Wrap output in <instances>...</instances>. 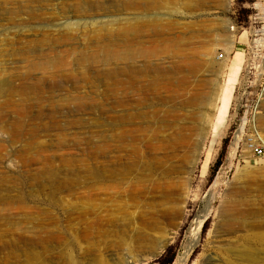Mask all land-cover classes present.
Instances as JSON below:
<instances>
[{"label":"rangeland","instance_id":"1","mask_svg":"<svg viewBox=\"0 0 264 264\" xmlns=\"http://www.w3.org/2000/svg\"><path fill=\"white\" fill-rule=\"evenodd\" d=\"M241 48L213 139L202 96ZM252 144L264 0H0V264H116L166 240L139 264H172L199 218L186 264H264Z\"/></svg>","mask_w":264,"mask_h":264},{"label":"bare ground","instance_id":"2","mask_svg":"<svg viewBox=\"0 0 264 264\" xmlns=\"http://www.w3.org/2000/svg\"><path fill=\"white\" fill-rule=\"evenodd\" d=\"M78 22H80V21H78ZM92 24H94V23H92ZM61 26H62L61 27L62 33H65V34L66 33H72L75 29V28L71 29V27L69 25L68 26L65 25V23ZM244 59H245L244 50L242 48L236 50L234 56L231 58V65H230L231 68L229 71L228 80L223 85H221L218 89L214 90L208 96H205V97L202 96V99L204 100V104H205L204 105V108H205L204 112H208V114H207L208 115V120H207L208 128L212 127L215 130V133L213 135V139H214V137H216V135L220 134L222 125L225 123L226 118L228 116V111H229L231 99H232L234 88H235L236 73H237L238 69L242 66ZM199 98H200V96L196 95V96L192 97L188 102L192 103L194 101H197ZM119 106H120V104H119ZM210 116H214L216 118V120L213 122V124L211 123L212 118ZM115 117L121 118L118 115H116ZM208 133H209V130L205 129V130H203L201 137H199L198 143L196 144V145L199 144V146H198L199 149L201 147L200 142L202 144V142L204 141V138H206V135ZM238 136L239 135L237 134V137ZM202 220H203V218H199L197 220L196 225L190 229V231L187 235L186 243L183 245L181 252L177 255V257L175 258V260L172 264H186L187 263V261L190 257L191 251L197 242L198 234H199V231H200V228L202 225ZM166 245H167V240L164 243H162L161 245H159L155 250L150 251L149 254H147L141 258H136L134 255H129L127 257H124V256L117 257L116 264L145 263L147 260L158 256L165 249ZM31 257L32 256H30V258ZM68 263L69 264H75V261L73 259L69 258Z\"/></svg>","mask_w":264,"mask_h":264},{"label":"built area","instance_id":"3","mask_svg":"<svg viewBox=\"0 0 264 264\" xmlns=\"http://www.w3.org/2000/svg\"><path fill=\"white\" fill-rule=\"evenodd\" d=\"M220 56H223V53H220ZM255 154L262 155L264 153V146L261 144L251 145Z\"/></svg>","mask_w":264,"mask_h":264},{"label":"trees","instance_id":"4","mask_svg":"<svg viewBox=\"0 0 264 264\" xmlns=\"http://www.w3.org/2000/svg\"><path fill=\"white\" fill-rule=\"evenodd\" d=\"M227 143V140L225 141ZM225 150H226V144L221 152V155H220V159H218V161L216 162V164L218 165L220 162H221V158L223 157V155L225 154ZM174 258V257H173ZM173 258H171L168 262H172L173 261Z\"/></svg>","mask_w":264,"mask_h":264}]
</instances>
